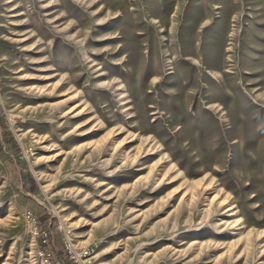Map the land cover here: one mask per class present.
Here are the masks:
<instances>
[{"label": "rangeland", "instance_id": "rangeland-1", "mask_svg": "<svg viewBox=\"0 0 264 264\" xmlns=\"http://www.w3.org/2000/svg\"><path fill=\"white\" fill-rule=\"evenodd\" d=\"M164 1L0 0V264H264V0Z\"/></svg>", "mask_w": 264, "mask_h": 264}, {"label": "bare ground", "instance_id": "bare-ground-1", "mask_svg": "<svg viewBox=\"0 0 264 264\" xmlns=\"http://www.w3.org/2000/svg\"><path fill=\"white\" fill-rule=\"evenodd\" d=\"M163 3V5H164V7H163V11L167 14L168 12H169V10H170V7L172 6L171 4H172V1L171 0H165L164 2H162ZM132 159H134V158H132ZM174 167V166H173ZM173 167H170V169H173ZM202 188V186H200V189ZM222 204H225V203H220V205H222ZM229 209H231L230 207H227V210H229ZM223 224L225 225V226H238V225H240L241 223H238V220H233V221H231V222H228L227 220L225 221V222H223ZM240 228H236V230H239ZM238 242H240V241H238Z\"/></svg>", "mask_w": 264, "mask_h": 264}, {"label": "built area", "instance_id": "built-area-1", "mask_svg": "<svg viewBox=\"0 0 264 264\" xmlns=\"http://www.w3.org/2000/svg\"><path fill=\"white\" fill-rule=\"evenodd\" d=\"M37 236H38V238L40 239V241H41V243L42 244H46V239H47V237H46V233L44 232V231H37Z\"/></svg>", "mask_w": 264, "mask_h": 264}]
</instances>
